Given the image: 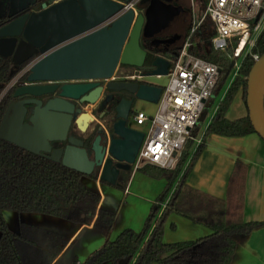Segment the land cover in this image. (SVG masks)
I'll return each instance as SVG.
<instances>
[{"label": "trees", "instance_id": "trees-1", "mask_svg": "<svg viewBox=\"0 0 264 264\" xmlns=\"http://www.w3.org/2000/svg\"><path fill=\"white\" fill-rule=\"evenodd\" d=\"M142 1L137 4V8H141ZM181 5L188 12V23L185 26L186 33L172 56L173 60L184 45L192 23L191 0H181ZM7 22L8 19H0V27ZM210 27V23L206 24L200 33L209 36ZM234 47L235 44L229 52H234ZM193 52L220 67L221 73L215 87V92L219 91L233 69L227 52L214 50L207 41L201 47H194ZM252 53L260 56L264 54V30ZM31 59L21 65H14L10 57L0 56V124L17 88L11 85L5 90L6 86L19 76L21 81L27 80L29 71L23 75L22 72ZM254 63L252 54L244 56L192 154L186 148L172 169L151 164L139 169L153 178L164 177L167 184L152 206L143 228L140 231L126 228L115 239L111 235L117 221V211L100 207V192L83 180H97L99 169L85 175L51 160L49 154H35L0 138V264H51L69 246L67 236L40 225L21 222L18 231L12 230L5 211L37 213L78 225L92 224L104 235L105 242L75 264H231L237 248L234 236L251 233L264 225V220H241L242 184H238L233 197L219 200L190 188L186 179L211 135L242 137L256 133L246 102L248 76ZM239 93L247 114L229 119L228 111ZM190 141L192 138L187 143ZM131 173L132 169L122 174L120 182L123 189H126ZM172 213L207 224L212 232L194 240L167 243L163 237L164 228Z\"/></svg>", "mask_w": 264, "mask_h": 264}, {"label": "water", "instance_id": "water-1", "mask_svg": "<svg viewBox=\"0 0 264 264\" xmlns=\"http://www.w3.org/2000/svg\"><path fill=\"white\" fill-rule=\"evenodd\" d=\"M130 1L49 0L39 11L26 12L0 27V56L10 57L14 65L38 56L29 62L27 81L85 80L61 85L60 96L96 104L103 90L96 80L113 79L119 64L143 66L147 52L141 46L142 34L147 38L165 35L164 28L180 29L187 18L182 8L167 9L164 0H150L146 13L136 15L133 8L124 10ZM169 67V60L157 57L148 75L166 76ZM125 87L138 100L153 103L159 101L162 92V86L156 84L125 83ZM56 89L57 86L25 85L17 87L13 96L42 95ZM32 102L12 101L8 105L0 124L1 139L35 154H49L51 160L85 175L97 167L100 180L122 186L121 171L132 169L145 136L142 130L127 124L133 100L123 98L118 103L116 121L110 124L113 134L104 146L101 138H96L92 160L84 142L68 136L72 119L81 131H86L95 120L91 113L65 105V99L53 100L42 112L36 110L28 123L26 104ZM246 102L252 125L264 140V54L250 70ZM195 132L196 129L193 135ZM64 141H68L65 147L54 148ZM106 154L109 156L105 158ZM114 160L118 163L114 164Z\"/></svg>", "mask_w": 264, "mask_h": 264}, {"label": "built area", "instance_id": "built-area-1", "mask_svg": "<svg viewBox=\"0 0 264 264\" xmlns=\"http://www.w3.org/2000/svg\"><path fill=\"white\" fill-rule=\"evenodd\" d=\"M140 1L131 0L124 10L133 8L137 15L136 7ZM191 8L193 18L189 34L177 58L170 64L166 75L168 83L162 87L155 115L151 117L142 110L133 115L134 123L144 126L145 134L132 165L134 171L146 164L172 169L177 154L192 138L212 99L220 67L193 52L194 47H201L207 41L214 50L227 52L237 70L241 55L252 54L255 61L260 58L259 54L252 53V48L264 30V0H205L201 16L196 14L194 0H191ZM208 23L211 24L210 35L206 36L200 30ZM198 38L203 45L195 44ZM234 44V52H229ZM30 67L28 64L23 72L29 71ZM15 82L13 80L11 85ZM165 205L166 202L163 207Z\"/></svg>", "mask_w": 264, "mask_h": 264}, {"label": "crops", "instance_id": "crops-1", "mask_svg": "<svg viewBox=\"0 0 264 264\" xmlns=\"http://www.w3.org/2000/svg\"><path fill=\"white\" fill-rule=\"evenodd\" d=\"M234 105L239 107L238 113L235 116L230 115V111ZM246 114L247 109L243 102L242 95L239 93L235 97V100L228 111L227 117L229 119H236L245 116ZM134 128H137V126L134 125ZM197 131L198 127L196 128V132ZM135 175H145L152 179L149 181H143L146 186L152 187V183L157 185L154 192L151 194L148 193L149 196H152L150 200L151 211L152 206L157 202L158 196L164 190L167 180L164 177L159 179L153 178L139 170L133 171L128 185L124 190L125 194L128 190H131ZM186 183L190 188L219 200H226L231 196L233 197L238 184H242L244 191L240 212L241 220L244 222L263 221V138L257 133H250L242 137L211 135L207 139L206 148L203 150L195 166L187 176ZM102 189L103 188L99 185L97 190L102 196L99 206L107 208L105 207V203H109L110 199L103 196ZM111 210L117 211L118 219V208ZM50 220L54 222L56 221L55 223L58 224L52 225V227H47L44 223L38 225L43 226L48 230L61 233L69 238V246L51 263L59 264L66 252L76 243L82 231L93 228V225H78L55 217H50ZM172 224H175L174 228L172 227ZM211 232L212 229L207 224L195 222L180 214L172 213L165 223L163 237L165 242L171 243L194 240L206 236ZM234 239L237 243V248L231 264H264V225L255 228L251 233L246 235L236 234ZM92 251H88V255ZM78 260L82 261L83 259L80 260L77 258L75 262Z\"/></svg>", "mask_w": 264, "mask_h": 264}, {"label": "flooded vegetation", "instance_id": "flooded-vegetation-1", "mask_svg": "<svg viewBox=\"0 0 264 264\" xmlns=\"http://www.w3.org/2000/svg\"><path fill=\"white\" fill-rule=\"evenodd\" d=\"M49 0H0V19L5 18L8 21L20 16L26 12L30 11H39L42 9L43 3H47ZM168 4L169 10L172 8H182L181 0H164ZM150 5V0L144 1L143 6L141 8L136 7L137 14L139 13H146L147 7ZM138 9V10H137ZM185 11V10H184ZM188 16V12H182ZM188 19H185L184 25L182 28L178 29L176 27H167L164 28L165 35L162 36H154L150 38H144V35L141 36V46L143 49L146 50L147 54L143 62V66L141 68L119 64L118 68L121 69V74L117 77H114L111 80H96L100 86L103 87L101 98L96 104H90L87 102H82L81 99H68L62 98L60 96V86L63 84H71V83H83L86 82L85 80H58V81H49V80H42V81H35L29 82L27 80L21 81L20 76L14 83L17 87L25 86V85H38V86H57V89L54 92L42 94V95H23L20 97H13L12 101H21V100H33L32 103H27V114L25 117V122L30 123L31 116L35 113V111L42 112L45 109L46 105L49 101L53 100H60L65 99L69 107L73 105V109L82 108L83 111H86V107L88 105L92 106L91 113L95 119L99 117L101 120L105 122V125L101 126L98 129H94L88 131L89 127L86 131H81L79 127L75 123V118L72 119L68 136L73 135L80 138L87 149L89 158L92 160L94 159L95 153L92 148L94 141L97 137H100V144L106 145L109 141L110 137L113 134V128L111 127V122L116 121V107L118 103L123 99L126 98L128 100H133L132 110L129 115L127 124L131 127H134V124L131 125L130 119L133 118L132 111L135 108V105L139 101L135 97V93L129 91L125 87V83H133L141 85L143 83L147 84H154L150 80H148L152 75H148L150 72V67L152 66L153 62L157 57H162L169 60L170 64L172 63L173 59L172 56L176 49L179 47L181 40L183 38V34L186 33L185 26L188 23ZM8 23V22H7ZM177 29V30H176ZM21 38V37H19ZM38 56H34L31 61L35 60ZM27 71L22 72V75ZM21 75V76H22ZM112 82V87L110 84ZM157 85V84H156ZM11 101V102H12ZM10 102V103H11ZM80 113L76 114L78 116ZM95 121V120H94ZM93 122V121H92ZM91 122V123H92ZM90 123V124H91ZM90 126V125H89ZM68 141H64L59 143L54 148H62L67 145ZM55 144V143H53ZM109 156L106 154L105 158ZM118 161L114 160V164H117ZM99 169L95 167L94 172ZM131 171V170H130ZM126 170H122L120 174V180L122 179V174L125 172H130Z\"/></svg>", "mask_w": 264, "mask_h": 264}, {"label": "rangeland", "instance_id": "rangeland-1", "mask_svg": "<svg viewBox=\"0 0 264 264\" xmlns=\"http://www.w3.org/2000/svg\"><path fill=\"white\" fill-rule=\"evenodd\" d=\"M195 1V10L198 16H201L204 10L205 0H194ZM138 10V9H137ZM192 11V8H191ZM193 18V15H192ZM208 22V21H207ZM206 22V23H207ZM195 44H202L201 38H198L195 41ZM244 58V54L238 58V63L240 64ZM121 69L117 68L114 77H117L121 74ZM237 72V68L234 66L231 73L229 74L227 80L222 85L219 91L215 92L212 96V99L209 101L208 106L205 109L203 117H201L200 121L198 122V131L192 136V141L187 143L185 147L177 154V159L182 154L183 151L187 148L189 154H192L198 145V141L202 137L204 130L211 120L216 107L219 101L224 96L229 84L235 77V73ZM113 77V78H114ZM17 77L14 79L16 81ZM168 76H151L148 80L153 82L154 84L160 85L162 87L166 86L168 83ZM11 84L6 86L7 90ZM92 106L88 105L86 107L87 112H91ZM158 105L157 103L149 102L146 100H139L135 105L133 110L134 115L136 111L142 110L147 115L153 117L157 111ZM239 107L233 106L232 110L230 111V115H236L238 113ZM131 125L137 126V129L144 130V126L136 125L134 123L133 118L130 119L129 122ZM105 125V122L101 120L99 117H96L95 121H93L88 131L98 129L101 126ZM134 169L132 168V172ZM84 182L93 189H98L100 185L103 189V196H106L110 199L109 203H105V207L109 209H117L118 208V219L115 224V228L112 232V239H115L116 236L126 227L133 228L136 231H140L142 226L145 223L147 216L150 213V206H151V197L149 194L155 191L156 184L152 183V187L146 186L143 181L152 180L145 175H135L133 179V185L131 190L125 194L122 187L114 186L111 184H103L101 183L100 179L97 180H90L89 178H84ZM149 193V194H148ZM7 223L9 227L14 230L18 231L19 224L21 222L31 223V224H45L47 227H52V225H56L54 221L50 220V217L42 214L37 213H17L14 211H5L4 212ZM58 219V218H57ZM104 242V235L96 230L94 227L91 229H86L82 231L81 235L78 237L76 243L72 246V248L66 252L63 256L59 264H75V260L78 258L80 260H84L88 253L93 249L99 247ZM89 251V252H88ZM110 264V263H104Z\"/></svg>", "mask_w": 264, "mask_h": 264}]
</instances>
